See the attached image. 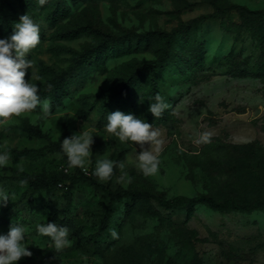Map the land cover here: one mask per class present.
Listing matches in <instances>:
<instances>
[{"label": "rangeland", "instance_id": "374dc122", "mask_svg": "<svg viewBox=\"0 0 264 264\" xmlns=\"http://www.w3.org/2000/svg\"><path fill=\"white\" fill-rule=\"evenodd\" d=\"M230 4L264 9V0H0V38L9 37L25 14L40 26L25 79L32 71L39 91L51 81L47 68L70 75L59 102L38 92L50 102L51 115L37 109L0 124V151L10 153L0 166V188L12 199L0 205V233L22 223L32 252L17 264H264V208L222 211L197 204L171 211L144 201L126 213L121 201L107 230L92 236L108 201L94 183L164 199L230 198L258 191L254 178L264 183V168L258 169L264 166V70L256 69L260 49L252 36L264 19L249 21L234 11L204 17ZM164 48L169 54L158 87L168 116L153 124L162 140L159 153L152 147L160 163L146 176L137 166L140 145L120 142L104 125L116 110L146 120L149 88L140 65ZM89 49L98 54L77 63ZM129 75L135 85L125 94L120 83ZM82 130L94 134L89 162L70 167L61 141ZM202 132L211 133L209 142H196ZM104 156L125 168L115 167L112 178L101 181L93 170ZM122 173L131 183L117 182ZM37 175L54 180L34 190L29 177ZM46 222L67 226L71 245L55 252L35 231Z\"/></svg>", "mask_w": 264, "mask_h": 264}, {"label": "clouds", "instance_id": "9594fccd", "mask_svg": "<svg viewBox=\"0 0 264 264\" xmlns=\"http://www.w3.org/2000/svg\"><path fill=\"white\" fill-rule=\"evenodd\" d=\"M40 3H45V0H40ZM40 39V26L28 14L22 15L19 21L14 23L9 37L0 38V124H7L11 117L37 109L45 117L51 115L50 102L47 99L41 100L38 85L32 82L33 72L31 71V79H25L28 69L33 67L29 54L40 43ZM168 107L169 104L164 97L156 94L153 102L149 104L148 111L154 117H159ZM106 121L104 125L106 132L113 134L120 142L130 141L140 145L141 150L136 154V159L137 166L143 174L146 176L155 174L160 161L152 147L155 145V153H159V146L162 144L159 138L160 131L145 119L120 110L108 112ZM197 135V143L210 141L209 132ZM93 136L91 130H82L61 141L62 152L67 157L70 167H83L89 162ZM146 142L150 147H144ZM9 160L10 153L7 150L0 151V166H4ZM115 167L124 169L125 163L104 156L103 159L95 161L93 174L99 180L106 181L112 178ZM131 179L127 173H122L117 182L131 183ZM20 183L23 185L26 181ZM9 200H12L9 192L0 188V205L6 204ZM27 231L22 223L14 222L7 233H0V264H17L21 258L32 255L25 242ZM35 231L40 237L49 238L50 246L55 252H60L71 245L67 226H59L53 222L38 223ZM111 235L117 236L115 230H112Z\"/></svg>", "mask_w": 264, "mask_h": 264}, {"label": "trees", "instance_id": "16d2710c", "mask_svg": "<svg viewBox=\"0 0 264 264\" xmlns=\"http://www.w3.org/2000/svg\"><path fill=\"white\" fill-rule=\"evenodd\" d=\"M234 11L239 17L249 20L262 22L264 19V9H250L243 5L230 4L225 7H215L212 12L204 15L205 18H219L223 17L227 13ZM252 36L257 40V46L260 49V62L256 69L258 71L264 70V26H259L253 33ZM109 39L108 35L104 37V42ZM169 48V47H168ZM95 51L98 54V50H85L76 57L77 63H82L86 57H89L91 52ZM168 49L164 48L162 53L147 62L140 65V70L147 76V85L149 88L148 93V103L153 102V98L156 94H160L158 82L161 74L166 69V60L168 57ZM234 72H239L245 74L246 69H241L235 67ZM47 71L51 74V81L44 84L39 92L42 97H49L53 103L59 102L68 93L67 80L70 78L69 71H55L47 68ZM136 77L134 75H129L125 79L121 80L120 86L122 92L129 94L130 90L135 85ZM167 110L165 109L159 117H154L149 111L146 115V121L150 124L160 123L167 118ZM259 167L258 169H262ZM29 186L34 190L40 187H46L49 182L53 181V177L46 175H37L36 177H29ZM261 178L253 179L251 184L257 186L258 191L252 193L251 191H246L241 195H236L230 198L219 199L216 196L208 193H201L191 197L177 196L172 199H164L159 197L147 190L137 189V188H117L115 190H110L105 186L97 185L105 193L108 198L107 204L105 206L104 213L101 217L100 223L98 225L97 231L93 233L92 236H99L104 233L108 226L110 217L116 210V203L123 201L126 213L132 212L138 203L144 201H152L156 205L171 211L191 210L197 204H204L208 207L222 210V211H249L254 209L264 208V183Z\"/></svg>", "mask_w": 264, "mask_h": 264}]
</instances>
